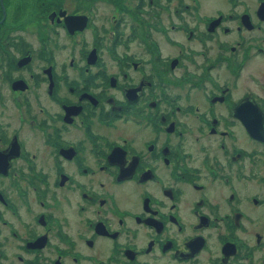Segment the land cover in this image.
Wrapping results in <instances>:
<instances>
[{"label": "flooded vegetation", "instance_id": "flooded-vegetation-1", "mask_svg": "<svg viewBox=\"0 0 264 264\" xmlns=\"http://www.w3.org/2000/svg\"><path fill=\"white\" fill-rule=\"evenodd\" d=\"M129 3L0 0V264H264V0Z\"/></svg>", "mask_w": 264, "mask_h": 264}, {"label": "rangeland", "instance_id": "rangeland-1", "mask_svg": "<svg viewBox=\"0 0 264 264\" xmlns=\"http://www.w3.org/2000/svg\"><path fill=\"white\" fill-rule=\"evenodd\" d=\"M130 1H135V0H127L128 3ZM70 4H72V3H70ZM133 4H134V2L133 3H129L130 6H132ZM105 6L106 5L101 4L100 7H99V11L98 12L100 13V15H105V19L103 20V23L109 25V22L111 20V16L114 14V12H113V8H105ZM144 9H145V12H147L149 8L145 7ZM145 16H147V13H145ZM122 49H123L122 46H120V47L118 46V53H121ZM131 49H132L133 52H138L137 49H139V47L137 45L132 44L131 45ZM143 56H144V54H143ZM65 57L67 58L66 55H65ZM104 58L108 59L107 53L105 54ZM28 143H30V142H28ZM31 145H32L33 149H37L36 146H35V143H32Z\"/></svg>", "mask_w": 264, "mask_h": 264}]
</instances>
